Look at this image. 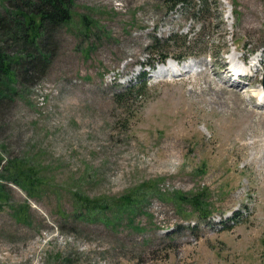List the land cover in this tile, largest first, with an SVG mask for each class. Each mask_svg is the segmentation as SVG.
I'll return each mask as SVG.
<instances>
[{"label":"rangeland","instance_id":"obj_1","mask_svg":"<svg viewBox=\"0 0 264 264\" xmlns=\"http://www.w3.org/2000/svg\"><path fill=\"white\" fill-rule=\"evenodd\" d=\"M201 1L72 0L44 24L48 70L0 99V264H264V0ZM158 50L197 69L155 76Z\"/></svg>","mask_w":264,"mask_h":264},{"label":"trees","instance_id":"obj_2","mask_svg":"<svg viewBox=\"0 0 264 264\" xmlns=\"http://www.w3.org/2000/svg\"><path fill=\"white\" fill-rule=\"evenodd\" d=\"M201 2L204 6L206 0H202ZM70 3H72V0H7L3 11L0 12V99L3 98L1 95L7 94L6 91H8V88H11V83L17 82L19 77L21 80L23 79L24 83L28 81L29 77H32L29 75L28 70L34 72L36 76L48 70L52 60L51 54L54 51V44L53 41H51L53 38L51 35L48 34L41 49L43 53L46 54V59L40 56L35 57L34 49L39 45V39H41L40 35L44 31V24L47 21L51 22V29H54V27L65 25L70 20ZM179 4L187 5L188 3L187 0H173L174 6ZM155 40L158 39L156 38ZM162 42L164 41L162 40ZM11 44H13V47H11ZM187 54L178 56L176 59L180 60V58H185L188 56ZM27 56H34L35 58L26 65L24 58ZM168 58V52L160 50L157 57L143 64L142 67L148 65L154 67V63H164ZM24 66L27 67L25 68L26 71H18L19 68L21 69ZM141 74V77L144 78L146 71H142ZM144 82L143 80L139 83V93L142 91ZM131 90L132 88H127L126 91L128 94H131ZM120 96L121 93L117 94L116 98L118 99ZM14 181L16 184L18 183L21 185L22 183H27L29 186L33 184L32 180L24 178H21L20 181L18 178H14ZM201 196L193 197L190 199V202L202 215L208 214V211L204 210V201H201ZM5 198L6 194H3L0 187V200L4 201ZM124 203L130 204L132 202L129 198H125L122 205ZM77 205L76 208H78L79 214L76 216L80 218L84 215V212L80 213L82 208L86 209L85 214L87 215H90L94 210L103 208V206L96 204L95 200L88 198L80 199V204ZM25 213L26 209L18 210L16 214L17 220H25Z\"/></svg>","mask_w":264,"mask_h":264},{"label":"bare ground","instance_id":"obj_3","mask_svg":"<svg viewBox=\"0 0 264 264\" xmlns=\"http://www.w3.org/2000/svg\"><path fill=\"white\" fill-rule=\"evenodd\" d=\"M234 58H232L230 61H233ZM235 63V62H234ZM236 64V63H235ZM180 66V67H178ZM176 70H181L182 72L178 73ZM193 71V63L192 62H184L182 65L175 64L174 61H169L167 64H162L160 67L157 69V71L154 73L155 76H167L170 77L171 75L177 76L180 74H187ZM172 77V76H171ZM225 82V80H224ZM248 83H251L249 81ZM241 84H236L235 86H240ZM263 94L264 96V90L262 93V88H259V95ZM262 96V97H263ZM264 107V106H263Z\"/></svg>","mask_w":264,"mask_h":264},{"label":"water","instance_id":"obj_4","mask_svg":"<svg viewBox=\"0 0 264 264\" xmlns=\"http://www.w3.org/2000/svg\"><path fill=\"white\" fill-rule=\"evenodd\" d=\"M263 88H264V75H263Z\"/></svg>","mask_w":264,"mask_h":264}]
</instances>
